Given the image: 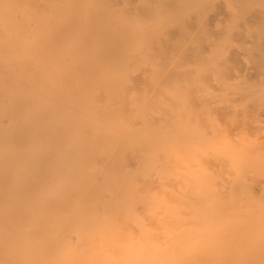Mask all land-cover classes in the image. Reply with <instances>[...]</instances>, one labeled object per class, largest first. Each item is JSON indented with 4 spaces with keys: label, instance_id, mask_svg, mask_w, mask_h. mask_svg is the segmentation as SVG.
<instances>
[{
    "label": "bare ground",
    "instance_id": "6f19581e",
    "mask_svg": "<svg viewBox=\"0 0 264 264\" xmlns=\"http://www.w3.org/2000/svg\"><path fill=\"white\" fill-rule=\"evenodd\" d=\"M0 264H264V0H0Z\"/></svg>",
    "mask_w": 264,
    "mask_h": 264
},
{
    "label": "rangeland",
    "instance_id": "374dc122",
    "mask_svg": "<svg viewBox=\"0 0 264 264\" xmlns=\"http://www.w3.org/2000/svg\"><path fill=\"white\" fill-rule=\"evenodd\" d=\"M193 24L192 23H189L188 24V27L192 28Z\"/></svg>",
    "mask_w": 264,
    "mask_h": 264
}]
</instances>
